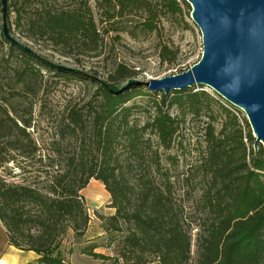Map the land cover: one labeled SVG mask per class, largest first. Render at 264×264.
I'll list each match as a JSON object with an SVG mask.
<instances>
[{"label":"trees","instance_id":"obj_1","mask_svg":"<svg viewBox=\"0 0 264 264\" xmlns=\"http://www.w3.org/2000/svg\"><path fill=\"white\" fill-rule=\"evenodd\" d=\"M155 1L79 0L59 5L51 0H6L3 10L0 0V41L7 56H20L23 64L6 71L13 81L0 79V223L10 245L38 255L27 264H75L64 259L60 241L68 229L76 237L87 230L89 215L81 190L91 179L103 184L110 197L107 206L114 209L99 215L105 231L118 234L111 238L116 251L112 264L118 258L123 264H189L190 228L174 197V181L161 170L158 154L159 148L173 147L188 115L207 118L200 166L208 184L198 264H264V146L258 143L255 149L247 119L242 117V128L241 111L226 101L229 106L224 105L217 93L194 87L164 93L149 90L142 82L120 86L135 75L120 65L109 82L96 83L100 101L92 111L82 114L73 108L71 127H55L50 153L33 136L31 121L12 105L10 110L6 106L31 90L26 78L37 79L41 69L91 79L39 57L10 37L13 29L26 30V38L46 39L65 48L80 35L89 37L94 13L111 19L129 7L149 11ZM163 4L173 12L182 4L189 9L185 0H163ZM144 22L153 27L152 20ZM138 96H144L146 104L133 103ZM136 105L147 113L141 125L130 119ZM153 139L156 149L147 161ZM64 147L70 148L69 154L60 158ZM10 162L19 170L17 181L7 177ZM137 168L143 172L134 176ZM94 248L90 245L84 252L106 258Z\"/></svg>","mask_w":264,"mask_h":264},{"label":"rangeland","instance_id":"obj_2","mask_svg":"<svg viewBox=\"0 0 264 264\" xmlns=\"http://www.w3.org/2000/svg\"><path fill=\"white\" fill-rule=\"evenodd\" d=\"M51 1L59 5L79 2V0ZM188 5L189 9L182 4L181 10L173 12L166 9L163 0H156L149 11L129 7L121 17L106 19L94 13V29L91 30L89 37L80 35L71 42L70 47L65 48L52 44L46 39L26 38V30L13 29L9 34L10 37L26 45L39 57L63 68L82 71L90 75L91 79L83 81L66 78L55 75L53 71L41 69L38 75L36 74L37 79L36 77L26 78V84L31 86V90L24 92L6 106L10 110L12 105L19 115H25L31 121L30 127H35L30 128L33 136L44 151L50 153L52 148L54 149L51 141L56 131L55 127H71L69 111L73 108L82 114L92 111L100 101L96 95V83L109 82V76L114 75L120 65L135 71L132 78L119 84L124 86L129 79L146 81L151 77L162 78L180 73L192 67L201 58L203 38L197 24L191 19V6ZM148 19L154 23L152 28L145 25L144 21ZM163 47H165L164 51ZM21 59L18 55L7 56L6 46L0 41V79L7 82L13 81V76H7L6 71L14 67L22 68ZM200 86L192 87L202 88L212 94L215 92L207 85ZM142 97L144 96L135 97L133 103L146 104ZM221 99L224 100L221 101L224 105L229 106L224 98L221 97ZM136 106L131 111L130 119L141 125L147 113L142 109L144 106L141 108ZM238 116L241 127L244 128L242 117L245 115L241 111ZM217 117L220 118L218 114ZM206 119L203 116L196 118L188 115L179 125L173 147L169 150L158 149L162 160L161 170H165L173 179L174 197L182 208L185 223L190 228L189 264H198L199 236L204 230L206 215L203 193L208 184V176L204 174L200 166L201 156L206 146L203 128V121ZM64 148L60 158H65L69 154L70 148ZM155 149L156 142L153 139L146 155L147 161ZM35 167L30 166V169ZM40 167L46 166L42 164ZM9 169L12 170L7 172L8 179L17 181L21 176L15 174L19 171L15 163L10 162ZM142 172L143 170L137 168L132 174L136 176ZM87 191L90 193L91 188H87ZM81 194L89 215L87 230L82 237H76L74 232L68 229L60 241V251L64 259L71 263L112 264L116 251L111 238L118 234L105 231L103 220L99 218V215H108L107 213L111 211V207L107 206L110 197L107 195V198L95 201L87 197L84 190H81ZM4 237L6 235L0 225V239ZM90 245H95L92 250L106 258L84 252V249ZM157 262L146 264H158Z\"/></svg>","mask_w":264,"mask_h":264},{"label":"water","instance_id":"obj_3","mask_svg":"<svg viewBox=\"0 0 264 264\" xmlns=\"http://www.w3.org/2000/svg\"><path fill=\"white\" fill-rule=\"evenodd\" d=\"M185 1L203 38L201 58L180 73L127 84L164 93L207 85L244 113L255 149L264 146V0Z\"/></svg>","mask_w":264,"mask_h":264},{"label":"crops","instance_id":"obj_4","mask_svg":"<svg viewBox=\"0 0 264 264\" xmlns=\"http://www.w3.org/2000/svg\"><path fill=\"white\" fill-rule=\"evenodd\" d=\"M87 188H91L88 193ZM87 197L91 200L98 201L107 198L109 193L105 190L103 184L99 180L91 179L87 186L83 189ZM113 208L107 214H112ZM3 228V225L0 223ZM4 230V228H3ZM6 235V234H5ZM0 264H27L31 263L37 258V254L31 250H22L10 245L7 237L0 239Z\"/></svg>","mask_w":264,"mask_h":264},{"label":"built area","instance_id":"obj_5","mask_svg":"<svg viewBox=\"0 0 264 264\" xmlns=\"http://www.w3.org/2000/svg\"><path fill=\"white\" fill-rule=\"evenodd\" d=\"M116 264H123L122 260L120 258H118V262H116Z\"/></svg>","mask_w":264,"mask_h":264}]
</instances>
